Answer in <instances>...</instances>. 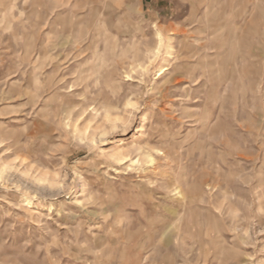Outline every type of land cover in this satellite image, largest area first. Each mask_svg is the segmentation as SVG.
Wrapping results in <instances>:
<instances>
[{
  "label": "rangeland",
  "instance_id": "374dc122",
  "mask_svg": "<svg viewBox=\"0 0 264 264\" xmlns=\"http://www.w3.org/2000/svg\"><path fill=\"white\" fill-rule=\"evenodd\" d=\"M0 264H264V0H0Z\"/></svg>",
  "mask_w": 264,
  "mask_h": 264
},
{
  "label": "bare ground",
  "instance_id": "6f19581e",
  "mask_svg": "<svg viewBox=\"0 0 264 264\" xmlns=\"http://www.w3.org/2000/svg\"><path fill=\"white\" fill-rule=\"evenodd\" d=\"M160 41H161V37H160V39H159ZM158 50V49H157ZM155 52V51H154ZM156 55V54H155Z\"/></svg>",
  "mask_w": 264,
  "mask_h": 264
},
{
  "label": "crops",
  "instance_id": "0c3cea01",
  "mask_svg": "<svg viewBox=\"0 0 264 264\" xmlns=\"http://www.w3.org/2000/svg\"><path fill=\"white\" fill-rule=\"evenodd\" d=\"M160 37H161V36L159 35L158 38L160 39ZM159 41H160V40H159Z\"/></svg>",
  "mask_w": 264,
  "mask_h": 264
}]
</instances>
